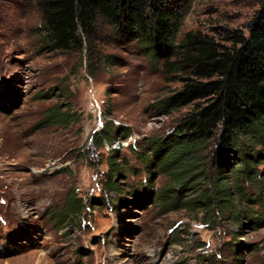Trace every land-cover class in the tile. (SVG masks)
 <instances>
[{
	"label": "rangeland",
	"instance_id": "374dc122",
	"mask_svg": "<svg viewBox=\"0 0 264 264\" xmlns=\"http://www.w3.org/2000/svg\"><path fill=\"white\" fill-rule=\"evenodd\" d=\"M263 5L191 0L178 41L187 32L217 39L221 28L247 34ZM40 25L35 0H0V264H264L259 204L247 206L240 225L208 223L168 205V178L139 159L188 111L159 108L179 77L103 21L83 51L54 49ZM109 122L126 137L107 135ZM112 150L122 168L117 191L103 187ZM242 188L255 193L246 181ZM70 199L81 205L73 214Z\"/></svg>",
	"mask_w": 264,
	"mask_h": 264
},
{
	"label": "trees",
	"instance_id": "16d2710c",
	"mask_svg": "<svg viewBox=\"0 0 264 264\" xmlns=\"http://www.w3.org/2000/svg\"><path fill=\"white\" fill-rule=\"evenodd\" d=\"M190 2L35 0L41 15L38 30L54 49L87 50L103 21L116 39L134 44L152 66L179 77L180 88L159 108L188 111L167 136L150 140L139 159L168 178L174 194V204L168 205L202 215L208 223L227 217L240 225L250 213L248 205L257 203L264 211V5L247 34L221 28L217 39L187 32L178 41ZM104 128L107 135L114 131L126 137L123 128L110 122ZM91 140L98 146L103 142L97 134ZM118 160V151L112 150L104 190H118ZM244 181L254 194L242 188ZM68 201L66 212L76 213L78 200Z\"/></svg>",
	"mask_w": 264,
	"mask_h": 264
},
{
	"label": "bare ground",
	"instance_id": "6f19581e",
	"mask_svg": "<svg viewBox=\"0 0 264 264\" xmlns=\"http://www.w3.org/2000/svg\"><path fill=\"white\" fill-rule=\"evenodd\" d=\"M118 257V256H117Z\"/></svg>",
	"mask_w": 264,
	"mask_h": 264
}]
</instances>
